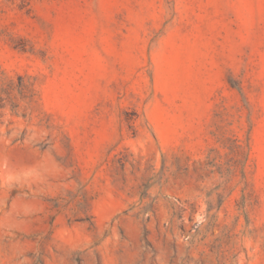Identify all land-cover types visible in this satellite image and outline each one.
<instances>
[{
  "label": "rangeland",
  "instance_id": "374dc122",
  "mask_svg": "<svg viewBox=\"0 0 264 264\" xmlns=\"http://www.w3.org/2000/svg\"><path fill=\"white\" fill-rule=\"evenodd\" d=\"M0 264H264V0H0Z\"/></svg>",
  "mask_w": 264,
  "mask_h": 264
}]
</instances>
